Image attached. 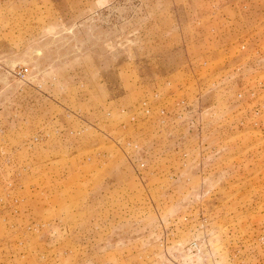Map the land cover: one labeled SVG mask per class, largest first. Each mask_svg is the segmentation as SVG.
<instances>
[{
    "label": "rangeland",
    "instance_id": "rangeland-1",
    "mask_svg": "<svg viewBox=\"0 0 264 264\" xmlns=\"http://www.w3.org/2000/svg\"><path fill=\"white\" fill-rule=\"evenodd\" d=\"M0 264H264V0H0Z\"/></svg>",
    "mask_w": 264,
    "mask_h": 264
},
{
    "label": "built area",
    "instance_id": "built-area-1",
    "mask_svg": "<svg viewBox=\"0 0 264 264\" xmlns=\"http://www.w3.org/2000/svg\"><path fill=\"white\" fill-rule=\"evenodd\" d=\"M27 74H28V69H27V68H26V69H20V70H18V71L16 72V76H17V78H19V79H24V78H26Z\"/></svg>",
    "mask_w": 264,
    "mask_h": 264
}]
</instances>
